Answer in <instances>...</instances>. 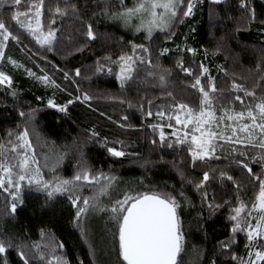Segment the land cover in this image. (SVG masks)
<instances>
[{
  "label": "trees",
  "instance_id": "trees-1",
  "mask_svg": "<svg viewBox=\"0 0 264 264\" xmlns=\"http://www.w3.org/2000/svg\"><path fill=\"white\" fill-rule=\"evenodd\" d=\"M73 2L78 6L79 17L57 18L53 26L59 29L58 42L55 50L49 52L12 20L16 9L10 0H0V20L19 36V43L8 41L5 58L0 61V70L12 77L10 88L0 85V142L7 143L10 138L15 142L17 134L27 126L36 157L49 179L48 169L43 167L45 155L65 154L59 175L71 177L77 171L82 153L93 172L103 171L118 178V191L130 185L170 193L183 188L190 203L181 200L178 210L185 237L179 264H212L213 260L215 264H237L231 255L234 252L239 257L246 256L248 241L244 233L238 232L231 249H221L222 241L233 239L228 217L230 207L237 203V192L234 182H222L218 172L225 170L234 176L241 184L240 196L245 202L254 201L258 186L252 190L253 181L247 171L235 164L228 166V159L235 154L227 146L223 151L218 149L219 160L209 161L215 172L202 162L193 167L187 144L175 145V138L170 136L174 129L167 127V117L162 119L155 113L162 108L171 111L170 105L179 102L198 108V93L190 87L194 78L178 67L181 60L184 67L191 68L197 75L201 63L208 67L225 98L237 94L232 89L233 81L258 95L264 94V0H247V10L240 7V0H193L192 15L183 17L181 13L182 20L175 25L171 39L157 32L150 41L143 33L125 32L109 21L105 9L118 11L119 0ZM28 3L30 0H23L19 10L24 11ZM54 3L55 0H46L42 19L49 17L48 8L54 7ZM60 3L63 6V0ZM126 3L131 5L132 0ZM251 10L255 11V20L250 19ZM89 23L95 39L86 36ZM133 43L149 48L150 58L153 64L162 66L160 70H170L165 87L151 78L145 79V66L139 67L134 79L121 87L115 78L119 65L111 62L121 55H134ZM189 47L196 49L195 53L187 52ZM164 48L169 51L160 55ZM137 54L146 59L149 56L139 51ZM8 57L21 67H14ZM100 65L111 66L113 74L106 70L97 72ZM26 69L35 76H29ZM76 69H80L79 76L75 75ZM65 72L69 73L67 79ZM43 76L49 81L37 79ZM12 90L17 93L15 97L11 95ZM84 93L91 97L89 101L75 100ZM48 99L59 105L70 99L74 102L68 105L66 113H61L47 105ZM235 107L239 110V101ZM32 109L36 112L31 122L19 115L21 111L28 113ZM149 109L152 117L146 115ZM160 123L165 124L166 141L173 142L172 148L161 144L159 129L154 132L148 127ZM93 131L98 135L92 136ZM108 147L125 151L126 155L113 157ZM251 166L254 171H260L258 164ZM204 171H210L205 188L209 200L223 205L214 212L207 202H202L201 193L195 188ZM83 194L89 193L85 190ZM22 196L23 204L18 203L13 213L11 197L0 189V235L11 237L14 243L39 242L43 229L63 242L62 254L69 264H122L118 242L113 239L116 229L107 214H89L85 222L87 237H83L74 225L76 209L66 196L58 195L46 201L43 193L29 188L26 183ZM225 201L230 204L225 205ZM5 259L7 264H22L15 247L0 255V264H5Z\"/></svg>",
  "mask_w": 264,
  "mask_h": 264
},
{
  "label": "snow or ice",
  "instance_id": "snow-or-ice-1",
  "mask_svg": "<svg viewBox=\"0 0 264 264\" xmlns=\"http://www.w3.org/2000/svg\"><path fill=\"white\" fill-rule=\"evenodd\" d=\"M10 2L16 9L12 20L34 38L41 48L49 52L55 50L54 46L58 42L59 29L53 26L57 18L79 17L78 6L73 0H63V6L60 0H55L54 7L48 8L49 17L45 19L42 17L46 0H30L24 11L19 10L23 0ZM194 6L193 0H132L131 5H128L126 0H119L118 11L109 12L105 9L104 14L109 19L119 21L123 27L131 29L134 33H144L145 39L150 41L157 32L165 33V38L171 39L175 25L182 20L181 13L183 17L191 16ZM240 7L247 10V0H240ZM255 18V11L251 10L250 19ZM86 36L95 39L90 23L87 25ZM10 39L19 43V36L14 35L5 22L0 20V61L5 58V48ZM186 50L189 53L196 51L191 47ZM132 51L134 55H121L117 61L111 62L119 65L115 78L121 87L134 79V73L141 66H145L146 80L151 78L159 86L165 87L171 74L170 70H160L162 66L153 64L150 49L144 44L133 43ZM137 51L149 54L148 58L138 55ZM168 51L169 49L164 48L160 55ZM8 61L14 67H21L11 57H8ZM178 67L187 76L194 78L190 87L198 93V108L179 102L170 105L171 111L162 108L155 115L162 119L167 117V127L174 129L170 136L175 138V145L187 144L193 167H196L197 162H202L211 172H215L209 161L220 159L216 155L218 149L223 151L227 146L228 150L235 154L231 159L225 157L228 159V166L235 164L246 170L253 181L251 189L255 190L258 186V193L254 201L245 202L240 196L241 184L234 180V176L225 170L218 172V178L222 182H234L237 192V203L230 207L228 217L233 239L222 241L221 249L230 250L235 242V234L242 232L248 241L246 256L239 257L233 252L231 259L237 264H264V94L258 95L233 81L232 89L237 94L225 98L217 89L209 68L203 63L199 65V75L191 68L184 67L182 60ZM105 70L108 74H113L111 66L100 65L96 69L97 72ZM26 72L29 76H35L30 69H26ZM75 75H80V69L75 70ZM64 76L67 79L69 73L65 72ZM37 79L49 81L47 76ZM0 85H8L9 88L12 85V77L3 70H0ZM240 92L243 95H240ZM166 94L172 96L171 92ZM11 95H17L15 90L11 91ZM81 99L87 102L91 97L87 93L82 97H75L77 101ZM237 101L240 102L239 110L235 107ZM73 102L70 99L66 104L59 105L48 99L47 105L66 113L68 105ZM148 103L151 105V101ZM35 112L36 109L28 113L21 111L19 115L31 122L35 118ZM146 115L152 117L153 112L149 109ZM124 119L127 120V117ZM173 120L175 124L171 123ZM148 127L154 132L159 129L161 144H166L168 148L173 147V142L166 141L165 124H152ZM97 135L95 131L92 132V136ZM9 136L11 137V133ZM152 143L155 144L156 141L153 140ZM107 151L113 157L126 155L125 151L115 147H108ZM64 155L44 156L43 167L48 169L51 177L49 179L46 178L36 157L27 126L17 134L15 142L11 138L7 143L0 142V189L11 197L10 208L13 213L16 212L18 203L23 204L22 190L26 183L29 188L43 193L46 201L53 200L58 195L66 196L76 209L74 225L80 229L83 237H87L85 222L89 214H107L116 229L113 239L118 242V255L122 258V264H179L184 252L185 237L178 210L181 208V200L190 203L183 188L170 193L151 188L141 190L140 187L130 185L118 191V178L103 171L93 172L82 153L75 174L62 177L59 175V169ZM253 163L260 166V171H254L251 166ZM210 171L203 172V177L195 184V188L201 193L202 202H207L208 208L214 212L223 205L210 201L205 190L206 182L210 180ZM181 179H184L182 174ZM85 190L88 195L83 194ZM224 204L228 205L230 202L225 201ZM13 247L17 249L22 264H33V261L37 264H69L62 254L63 242H58L54 235H49L43 229L40 230L39 242L26 243L20 240L14 243L11 237L0 235V255ZM212 264H215L214 260Z\"/></svg>",
  "mask_w": 264,
  "mask_h": 264
},
{
  "label": "rangeland",
  "instance_id": "rangeland-1",
  "mask_svg": "<svg viewBox=\"0 0 264 264\" xmlns=\"http://www.w3.org/2000/svg\"><path fill=\"white\" fill-rule=\"evenodd\" d=\"M215 2H217V0H213ZM218 1H221V0H218ZM109 21L116 25L118 28H120L121 30L125 31V32H128V33H131V34H135L131 29H128V28H125L122 26V24L119 22V21H115V20H112V19H109ZM144 34V33H143ZM178 127V126H177Z\"/></svg>",
  "mask_w": 264,
  "mask_h": 264
}]
</instances>
